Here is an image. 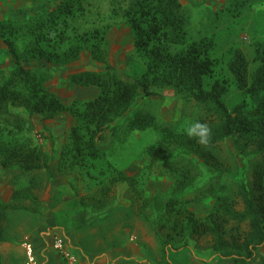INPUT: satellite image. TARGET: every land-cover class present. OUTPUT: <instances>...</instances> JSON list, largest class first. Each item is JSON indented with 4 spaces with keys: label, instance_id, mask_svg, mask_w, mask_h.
I'll list each match as a JSON object with an SVG mask.
<instances>
[{
    "label": "rangeland",
    "instance_id": "obj_1",
    "mask_svg": "<svg viewBox=\"0 0 264 264\" xmlns=\"http://www.w3.org/2000/svg\"><path fill=\"white\" fill-rule=\"evenodd\" d=\"M61 1L0 0V20L34 27ZM134 1L80 0L81 9L68 31L70 42L62 47L67 49L82 36L87 41L79 57L65 64L43 58L25 64L42 73L46 86L65 104L80 109L100 88L73 82L72 73L89 69L111 70L125 80L141 76L147 58L137 50L125 15ZM179 1L185 39L172 49L184 50L193 41L206 40L214 62L206 81H225V100L230 106L236 104L242 93L229 62L235 49L241 48L251 73L257 68V46L264 42V0ZM30 38H34L32 32L25 40ZM19 43L23 50V41ZM15 66L16 59L0 37V84ZM152 90L150 95L142 91L130 109L116 118L119 133L112 135L108 130L106 138L98 141V157L87 155L78 161L72 138L77 117L71 110L45 117L24 106L10 105L8 112L0 113L1 145L18 148L22 155L34 152L36 163L42 166L25 169L16 160L4 165L7 155L0 149V197L14 206L0 223V264H27L25 244L29 242L38 264H43L41 253L45 251L51 256L60 254L64 260L53 246L58 236L65 237L77 254L76 264H236L234 256L215 249L213 235L185 234L174 227L168 220L167 202L178 180L186 175L188 185L181 195L191 199L187 207L197 217H205L222 193L235 200L237 210L244 211L240 186L246 183L252 187L254 171L264 155L253 138L236 134L217 141L213 147L217 162H207L183 130L197 120L218 124L213 106L190 99L173 85L155 83ZM137 111L152 113L156 125L130 127L129 119ZM163 127L176 136L162 153L150 155L148 148L162 138ZM86 133L85 139L89 137ZM15 190L35 198L13 200ZM234 225L242 230L250 227L249 220L241 224L233 221L229 233ZM263 260L264 243L253 258L241 264H263Z\"/></svg>",
    "mask_w": 264,
    "mask_h": 264
},
{
    "label": "trees",
    "instance_id": "obj_2",
    "mask_svg": "<svg viewBox=\"0 0 264 264\" xmlns=\"http://www.w3.org/2000/svg\"><path fill=\"white\" fill-rule=\"evenodd\" d=\"M180 8L179 0H135L129 6L125 15L134 32L137 50L147 58V69L141 76L131 80H125L111 70L88 69L72 73L70 79L73 82L100 88L99 94L88 100L83 109L65 104L46 86L43 74L25 64L32 58L65 64L79 57L87 41L82 36L70 43L67 49L63 50L62 47L70 42L68 31L71 21L81 9L80 0H62L34 27L0 20V37L16 59L12 74L0 84V113L8 112L10 105L24 106L30 113L45 117H54L62 111L71 110L77 117L72 138L74 157L78 161L87 155L98 157V141L106 138L108 130L112 135L119 133V125L114 121L130 109L142 91L150 95L154 93L153 84H167L173 85L190 99L213 106L219 123L208 124L212 130L209 144L201 145L195 138L187 136L207 162H217L213 152L217 141L236 134L253 138L258 151L264 155V42L257 46L254 60L259 64L253 73L245 52L241 48L235 49L229 69L241 90L242 99L230 106L224 97L226 82L218 78L209 84L206 81L214 66L209 54L210 45L206 40L193 41L184 50L172 49L174 44H180L185 39V22ZM30 32L34 38L25 40ZM19 41L24 43L23 50ZM155 119L150 112L137 111L128 124L132 128L143 129L155 126ZM162 131V138L148 148L150 155L162 153L176 136L169 127H163ZM86 132L89 134L87 139ZM0 149L7 155L4 165L16 160L25 169L42 167L36 163L34 152L22 155L18 148L10 149L1 143ZM122 179L127 180L129 177L123 176ZM187 185L188 176L184 175L178 180L174 194L167 202L168 220L173 221L174 227L185 234L213 235L215 249L224 256H234L236 264L253 258L264 243V159L254 171L252 187L246 183L240 186L244 211L237 210L235 200L222 193L205 217H197L187 207L191 199H183L181 195ZM221 189L223 191L225 187ZM22 198L34 199L35 196L21 190L12 193L13 200ZM13 208L11 201L6 202L0 197V223ZM246 220L250 224L248 230L234 225L229 233L228 226L233 221L241 224Z\"/></svg>",
    "mask_w": 264,
    "mask_h": 264
},
{
    "label": "built area",
    "instance_id": "obj_3",
    "mask_svg": "<svg viewBox=\"0 0 264 264\" xmlns=\"http://www.w3.org/2000/svg\"><path fill=\"white\" fill-rule=\"evenodd\" d=\"M53 246L56 250L62 252L63 256L67 259L69 264H76L78 261L77 254L70 250L65 237H55ZM27 253V264H38L37 257L35 255L34 246L31 242L25 244Z\"/></svg>",
    "mask_w": 264,
    "mask_h": 264
},
{
    "label": "clouds",
    "instance_id": "obj_4",
    "mask_svg": "<svg viewBox=\"0 0 264 264\" xmlns=\"http://www.w3.org/2000/svg\"><path fill=\"white\" fill-rule=\"evenodd\" d=\"M189 138H195L197 143L207 146L211 140L212 130L207 123L194 121L189 123L183 130Z\"/></svg>",
    "mask_w": 264,
    "mask_h": 264
},
{
    "label": "crops",
    "instance_id": "obj_5",
    "mask_svg": "<svg viewBox=\"0 0 264 264\" xmlns=\"http://www.w3.org/2000/svg\"><path fill=\"white\" fill-rule=\"evenodd\" d=\"M41 254H43V256H44V258H43V264H65L66 263L65 262L66 261L65 260V257H64V260H65L64 261L63 258H62V256L60 254H59L60 257L58 255L51 256V254L48 253L47 251H45V253L42 252ZM11 260H14V258L12 257ZM21 264H23V263L21 262Z\"/></svg>",
    "mask_w": 264,
    "mask_h": 264
}]
</instances>
